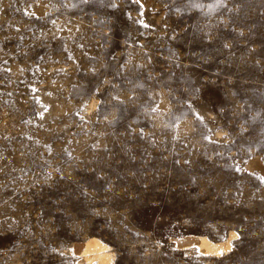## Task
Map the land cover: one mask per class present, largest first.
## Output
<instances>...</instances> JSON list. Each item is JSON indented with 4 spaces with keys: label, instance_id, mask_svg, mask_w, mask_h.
Returning a JSON list of instances; mask_svg holds the SVG:
<instances>
[{
    "label": "rangeland",
    "instance_id": "obj_1",
    "mask_svg": "<svg viewBox=\"0 0 264 264\" xmlns=\"http://www.w3.org/2000/svg\"><path fill=\"white\" fill-rule=\"evenodd\" d=\"M216 4L0 0V264H264V0Z\"/></svg>",
    "mask_w": 264,
    "mask_h": 264
},
{
    "label": "bare ground",
    "instance_id": "obj_2",
    "mask_svg": "<svg viewBox=\"0 0 264 264\" xmlns=\"http://www.w3.org/2000/svg\"><path fill=\"white\" fill-rule=\"evenodd\" d=\"M236 237L237 234L231 233L225 241L213 242L206 236H189L174 242L179 250L196 247L202 255L218 258L231 250V241ZM108 250V247L97 238H92L76 247L77 253L82 257L80 264H93L94 262L114 264L113 254Z\"/></svg>",
    "mask_w": 264,
    "mask_h": 264
},
{
    "label": "snow or ice",
    "instance_id": "obj_3",
    "mask_svg": "<svg viewBox=\"0 0 264 264\" xmlns=\"http://www.w3.org/2000/svg\"><path fill=\"white\" fill-rule=\"evenodd\" d=\"M219 3H222V0H217V4H216V5H209L208 7H209L210 10H212L214 7L218 6ZM194 6H195V7H198V8H203V7H204V6L201 5V4H196V5H194ZM260 180H261L262 182H264V177H260Z\"/></svg>",
    "mask_w": 264,
    "mask_h": 264
}]
</instances>
